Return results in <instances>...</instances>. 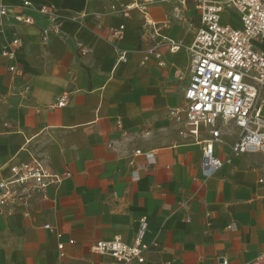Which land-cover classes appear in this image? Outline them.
<instances>
[{
    "label": "crops",
    "instance_id": "obj_1",
    "mask_svg": "<svg viewBox=\"0 0 264 264\" xmlns=\"http://www.w3.org/2000/svg\"><path fill=\"white\" fill-rule=\"evenodd\" d=\"M130 1L31 0L54 6L61 18L44 43L45 17L21 0H0L10 9L0 22V178L30 153L71 172L48 198L34 200L28 217L0 207V264H101L108 258L92 245L116 236L152 243L144 264H264V153L229 156L239 129L220 119L224 144L215 152L224 164L205 177L202 146L185 114L179 121L172 113L186 105L188 46L200 14L191 1L150 4L149 18L161 26L154 36L138 8L124 15ZM24 13L33 24L16 19ZM221 15L242 26L236 10ZM121 24L117 40L112 30ZM169 40L181 47L171 51ZM151 46L161 59L142 63ZM117 47L127 50L118 65Z\"/></svg>",
    "mask_w": 264,
    "mask_h": 264
},
{
    "label": "built area",
    "instance_id": "obj_2",
    "mask_svg": "<svg viewBox=\"0 0 264 264\" xmlns=\"http://www.w3.org/2000/svg\"><path fill=\"white\" fill-rule=\"evenodd\" d=\"M171 0H131L125 7L124 15L138 8L145 16L146 24L152 27L154 36H161V26L151 21L148 6L156 2ZM186 7L191 1L201 18L193 42L188 46L191 58V77L185 91L186 105L182 110H172L177 120H184L189 133L196 143L202 146L201 170L205 177L218 171L224 164L215 148L224 144L218 120L233 121L239 129L235 142L230 146L229 156L245 153H264V51L257 47L256 42L264 40V0H174ZM25 9H33L49 21L43 30L42 40L48 42L49 34L56 31L61 18L52 5L34 7L31 0H21ZM225 10H236L242 26L233 27L221 23V14ZM10 9L0 4V22L8 17ZM177 14L179 9L176 8ZM16 19L25 24H33L31 14L24 13ZM125 26L121 24L112 30L113 36L120 40ZM58 30V29H57ZM170 41V50L176 51L181 45ZM18 37L12 39L15 47L20 45ZM116 65L127 61V50L117 47ZM87 50L84 49V53ZM2 54L11 58L16 55L14 48H5ZM151 56L161 59L156 46L143 52L141 62H147ZM159 64L164 62L159 60ZM9 69L17 71V66ZM67 102L62 96L58 105ZM208 133L202 137V132ZM140 150H137V153ZM154 161L153 155H150ZM8 172L0 178V207L21 212L30 216V210L37 197L48 198V189L60 184L65 177L71 176L70 171L58 173L43 159L33 153L30 158L8 166ZM2 167H0L1 171ZM138 177V170H134ZM45 228L55 231L51 224ZM61 236L60 232H56ZM70 244L75 240L71 239ZM152 243L137 236L132 244L125 242L120 236L110 240H98L92 245V251L107 257L101 264H144L146 252ZM65 244L60 242L58 250L61 257L65 256ZM227 264V260L223 261Z\"/></svg>",
    "mask_w": 264,
    "mask_h": 264
},
{
    "label": "rangeland",
    "instance_id": "obj_3",
    "mask_svg": "<svg viewBox=\"0 0 264 264\" xmlns=\"http://www.w3.org/2000/svg\"><path fill=\"white\" fill-rule=\"evenodd\" d=\"M221 23H225L224 16H221ZM184 27L187 29L188 28V25H184ZM256 44H257V47L259 49H261L262 51H264V40L259 41V42H256ZM181 58H182V54H181Z\"/></svg>",
    "mask_w": 264,
    "mask_h": 264
}]
</instances>
